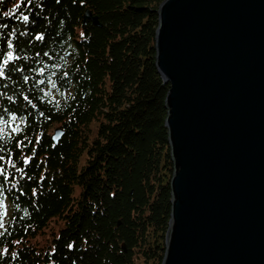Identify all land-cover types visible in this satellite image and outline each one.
Returning <instances> with one entry per match:
<instances>
[{"label":"trees","instance_id":"1","mask_svg":"<svg viewBox=\"0 0 264 264\" xmlns=\"http://www.w3.org/2000/svg\"><path fill=\"white\" fill-rule=\"evenodd\" d=\"M161 1L0 0V264H161L172 170Z\"/></svg>","mask_w":264,"mask_h":264},{"label":"water","instance_id":"2","mask_svg":"<svg viewBox=\"0 0 264 264\" xmlns=\"http://www.w3.org/2000/svg\"><path fill=\"white\" fill-rule=\"evenodd\" d=\"M156 12L172 163L161 264H264V0H162Z\"/></svg>","mask_w":264,"mask_h":264},{"label":"rangeland","instance_id":"3","mask_svg":"<svg viewBox=\"0 0 264 264\" xmlns=\"http://www.w3.org/2000/svg\"><path fill=\"white\" fill-rule=\"evenodd\" d=\"M52 96H54L55 98H57L58 97V94H56V93H54ZM56 127V126H55ZM53 129L54 128H52L51 130H50V133H52V131H53ZM4 131V128H1L0 129V132H3ZM61 224L59 223V224H57V225H55L56 227H55V229H57L59 226H60ZM50 226H53V224H51V225H49V227ZM57 231V230H56ZM51 234H50V228H47V229H45L44 231H43V233H41L40 235H38L37 236V238L35 239V241L38 243V245H42V244H45V243H48L49 244V242H51V236H50Z\"/></svg>","mask_w":264,"mask_h":264},{"label":"snow or ice","instance_id":"4","mask_svg":"<svg viewBox=\"0 0 264 264\" xmlns=\"http://www.w3.org/2000/svg\"><path fill=\"white\" fill-rule=\"evenodd\" d=\"M23 20L25 22H27L29 20V17L28 16H24L23 17ZM3 55H4V53L3 52H0V56H3ZM12 59H13L12 54L11 53H8V60L4 62L5 65H7L8 64V61H11ZM9 67L11 68V70H13V71L15 70V68H12L11 65H9ZM4 74H5V72H4V65H0V76H4Z\"/></svg>","mask_w":264,"mask_h":264}]
</instances>
